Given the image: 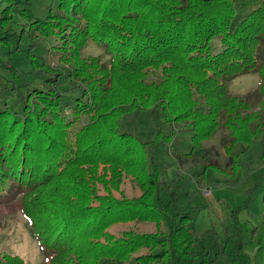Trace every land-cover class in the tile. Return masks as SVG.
Segmentation results:
<instances>
[{
    "label": "trees",
    "instance_id": "16d2710c",
    "mask_svg": "<svg viewBox=\"0 0 264 264\" xmlns=\"http://www.w3.org/2000/svg\"><path fill=\"white\" fill-rule=\"evenodd\" d=\"M1 1L0 44L9 48L16 41L19 51L24 33L61 43L56 66L47 68L34 56L29 61L33 70L55 74L45 89L22 84L10 68L21 113L0 104V198L16 195L42 264H167L170 256L176 264H215L216 253L190 248L189 213L162 204L159 171L147 163L148 143L117 130L124 116L152 109H159L163 124L188 129L193 148L223 129L229 138L223 149L237 174L243 154H233L237 145L248 149L264 135V0H58L42 20L23 8L27 2ZM13 16L28 27L19 36L8 26ZM89 42L103 47L107 63L79 56ZM150 72H159V80L148 82ZM249 73L258 77L256 108L228 93L227 82ZM63 79L79 97L63 98L56 89ZM259 158L264 165V139ZM203 168L202 174L219 172ZM123 175L140 189L137 199L112 195ZM166 216V236L108 231L128 222L159 229ZM0 264L25 263L4 254Z\"/></svg>",
    "mask_w": 264,
    "mask_h": 264
},
{
    "label": "rangeland",
    "instance_id": "374dc122",
    "mask_svg": "<svg viewBox=\"0 0 264 264\" xmlns=\"http://www.w3.org/2000/svg\"><path fill=\"white\" fill-rule=\"evenodd\" d=\"M19 1L23 4L27 2V5H22L23 8H28L32 17L39 20L45 19L49 12H55L58 4V0ZM5 7L6 4L0 0V13ZM25 22L19 16H13L8 26L19 36L22 28L28 29ZM60 45L57 39H44L32 33L22 35L19 51H14L16 41L9 48L0 44V104L21 113L22 104L11 87L15 80L10 68L16 71V77L22 84L29 88L45 89L46 80L55 74L47 70H33L29 61L34 56L47 68L56 66L61 56L57 49ZM79 56L99 57L105 63L109 59L102 46L91 42L79 51ZM159 78V72H150L147 81L156 82ZM227 87L230 96L246 98L252 107H258L261 99L257 94L258 77L255 73L227 82ZM56 89L65 99L80 96V92H72V85L66 79L61 80ZM69 110L66 109L65 115L71 120ZM82 122H86L85 117ZM117 132L132 133L148 143L147 163L149 167L150 164L155 165L159 171L158 182L163 188L159 194L162 204L170 205L173 213L186 210L191 216L193 241L190 248L211 251L212 255L216 253L215 264H231L227 256L234 258L236 264H264V165L259 158L264 135L255 137L248 149L245 145H237L233 154H243L237 160L241 167L237 169V174H233L223 149L229 141L223 129L203 142L200 148H193L188 129L163 124L159 109H152L124 116L119 121ZM159 132L160 137L156 140ZM169 135L172 137L168 138ZM205 164L216 167L219 172L208 168L202 174ZM101 193L99 188L98 194ZM140 194L137 184L127 175L122 176L117 192H112L114 197L125 199H137ZM165 222L166 225L159 229L149 222H128L113 225L108 231L116 237L123 232L140 235L162 233L166 236L170 224L168 216ZM237 233H240L238 237ZM143 253L146 251L138 254ZM4 254L18 256L25 264L43 263L38 242L21 215L13 193L0 198V256ZM184 263L195 264L189 261ZM98 264L127 263L101 260ZM167 264H176L175 257L170 256Z\"/></svg>",
    "mask_w": 264,
    "mask_h": 264
},
{
    "label": "built area",
    "instance_id": "2783aa9c",
    "mask_svg": "<svg viewBox=\"0 0 264 264\" xmlns=\"http://www.w3.org/2000/svg\"><path fill=\"white\" fill-rule=\"evenodd\" d=\"M207 195V194H206Z\"/></svg>",
    "mask_w": 264,
    "mask_h": 264
}]
</instances>
